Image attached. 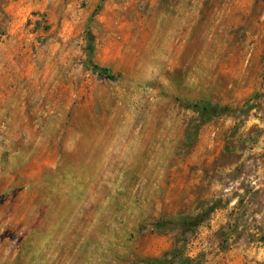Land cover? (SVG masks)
Wrapping results in <instances>:
<instances>
[{
    "label": "rangeland",
    "instance_id": "rangeland-1",
    "mask_svg": "<svg viewBox=\"0 0 264 264\" xmlns=\"http://www.w3.org/2000/svg\"><path fill=\"white\" fill-rule=\"evenodd\" d=\"M0 264H264V0H0Z\"/></svg>",
    "mask_w": 264,
    "mask_h": 264
},
{
    "label": "trees",
    "instance_id": "trees-1",
    "mask_svg": "<svg viewBox=\"0 0 264 264\" xmlns=\"http://www.w3.org/2000/svg\"><path fill=\"white\" fill-rule=\"evenodd\" d=\"M93 68V71L101 78H106L110 81H114L115 80V76L113 74H111L108 69L106 68H103V67H99L97 65H94L92 66ZM214 111L217 112V111H220V109L218 107L214 108ZM156 226H159V227H163L165 225H162V224H158L156 223L155 224Z\"/></svg>",
    "mask_w": 264,
    "mask_h": 264
}]
</instances>
